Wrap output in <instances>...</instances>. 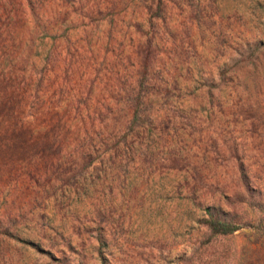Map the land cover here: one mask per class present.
<instances>
[{"label":"rangeland","instance_id":"obj_1","mask_svg":"<svg viewBox=\"0 0 264 264\" xmlns=\"http://www.w3.org/2000/svg\"><path fill=\"white\" fill-rule=\"evenodd\" d=\"M0 264H264V0H0Z\"/></svg>","mask_w":264,"mask_h":264},{"label":"trees","instance_id":"obj_2","mask_svg":"<svg viewBox=\"0 0 264 264\" xmlns=\"http://www.w3.org/2000/svg\"><path fill=\"white\" fill-rule=\"evenodd\" d=\"M207 223L212 228V230L216 233H228V232L235 230V228L229 227L228 225L221 223L219 221H216L214 219L208 221Z\"/></svg>","mask_w":264,"mask_h":264}]
</instances>
